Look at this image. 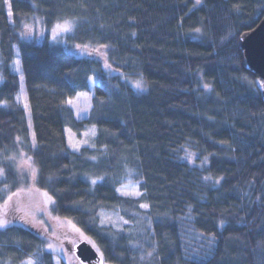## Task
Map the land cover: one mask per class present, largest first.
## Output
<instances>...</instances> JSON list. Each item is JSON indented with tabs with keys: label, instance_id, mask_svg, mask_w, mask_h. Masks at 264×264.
<instances>
[{
	"label": "trees",
	"instance_id": "16d2710c",
	"mask_svg": "<svg viewBox=\"0 0 264 264\" xmlns=\"http://www.w3.org/2000/svg\"><path fill=\"white\" fill-rule=\"evenodd\" d=\"M8 3L12 22L0 0V204L29 185L19 170L29 160L52 213L106 264H264V80L240 46L264 0ZM64 22L73 30L59 40L22 36ZM76 46L91 55L67 49ZM91 79V112L77 120L67 102ZM127 183L140 195H122ZM53 255L28 227H0V264H54Z\"/></svg>",
	"mask_w": 264,
	"mask_h": 264
},
{
	"label": "rangeland",
	"instance_id": "374dc122",
	"mask_svg": "<svg viewBox=\"0 0 264 264\" xmlns=\"http://www.w3.org/2000/svg\"><path fill=\"white\" fill-rule=\"evenodd\" d=\"M6 5V12L9 17V21L12 22V13L10 5H8V0ZM199 4V2H197ZM73 30L72 23H60L53 26L50 30L42 26V24H37L35 26H30L27 28L22 36L25 39L37 40L39 42H44L46 40L56 41L62 36L71 33ZM71 53L76 54L79 57H88L91 52L84 47H73L67 48ZM15 50V71L21 82V101L23 108L26 112L31 142L33 146H36L34 133L32 130V124L30 120V107L28 103V98L25 90L23 71L21 67V59L17 47ZM102 58L101 55H99ZM108 67V65L105 63ZM2 78H0V83ZM136 89L143 90V86L139 83L134 84ZM94 97V83L90 80V91L88 93H79L74 98L68 100V105L72 108L74 116L77 120H84L88 118V115L92 109V102ZM66 135L70 140V145L73 148H78L83 142L79 141L76 137L72 135V132L67 129ZM92 135L89 133V136ZM183 158L193 166H198L200 168H205L208 165V157H201L195 153L185 152ZM20 174L29 175V185L21 189L14 196H11L3 204H0V227H5L8 225L16 224L23 225L34 231L40 238L44 239L46 242L47 250L53 253L54 264H81L73 252L74 246L77 245L82 240L87 238L76 229L70 222L59 219L52 213L50 206L49 196L37 191L34 187L35 172L34 166L31 161H21L19 166ZM3 178V171L0 170V180ZM119 192L124 196L135 197L140 195L139 185L137 183H127L120 187ZM88 240V239H87ZM36 258L31 257L24 260L20 264H35ZM5 264H12L7 262Z\"/></svg>",
	"mask_w": 264,
	"mask_h": 264
},
{
	"label": "water",
	"instance_id": "95a60500",
	"mask_svg": "<svg viewBox=\"0 0 264 264\" xmlns=\"http://www.w3.org/2000/svg\"><path fill=\"white\" fill-rule=\"evenodd\" d=\"M240 44L249 68L264 80V18L256 28L241 36ZM73 252L81 264H106L97 248L87 239L75 245Z\"/></svg>",
	"mask_w": 264,
	"mask_h": 264
}]
</instances>
